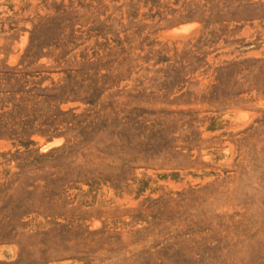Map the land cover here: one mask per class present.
<instances>
[{"label": "rangeland", "instance_id": "rangeland-1", "mask_svg": "<svg viewBox=\"0 0 264 264\" xmlns=\"http://www.w3.org/2000/svg\"><path fill=\"white\" fill-rule=\"evenodd\" d=\"M0 264H264V0H0Z\"/></svg>", "mask_w": 264, "mask_h": 264}]
</instances>
